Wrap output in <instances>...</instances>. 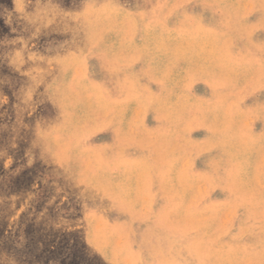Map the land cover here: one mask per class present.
I'll list each match as a JSON object with an SVG mask.
<instances>
[{"label":"rangeland","instance_id":"1","mask_svg":"<svg viewBox=\"0 0 264 264\" xmlns=\"http://www.w3.org/2000/svg\"><path fill=\"white\" fill-rule=\"evenodd\" d=\"M142 1L0 0V264H264V0ZM157 5L161 29L148 25ZM152 31L209 38L217 51L169 87L141 42ZM110 32L118 45L103 40ZM64 72L101 126L83 138L101 151L66 163L54 149L62 138L53 150L50 141L65 135ZM97 160L111 161L114 179L137 178L138 204L94 196L107 191L93 177ZM171 170L188 200L166 188ZM181 200L191 205L183 225L171 221ZM148 231L176 250L172 263Z\"/></svg>","mask_w":264,"mask_h":264},{"label":"bare ground","instance_id":"2","mask_svg":"<svg viewBox=\"0 0 264 264\" xmlns=\"http://www.w3.org/2000/svg\"><path fill=\"white\" fill-rule=\"evenodd\" d=\"M148 2L149 4H151L150 1ZM231 2H233V0H231ZM160 8L161 6L159 5H157L156 7H152L153 9V10L151 9L152 14H150L149 16L150 19L148 21L150 22L148 25H151L156 28L158 27V29H161L159 27H163L165 25L161 17L158 16V10ZM91 23L95 25L94 27L91 28V30L94 31L99 36L97 37L98 40L100 41L103 38L101 28L104 24V15L102 16L97 15L96 19L94 21H91ZM144 34L145 35L143 36L141 42L143 43L145 42L147 45L150 46V48L155 53H157L160 56V64L164 68V74L166 75V80L169 87L175 88L174 86L175 81L180 80V78H184L191 69L192 71L194 70L195 73H198L200 69L204 67H208L209 64L212 63L213 60L212 58H214V54L217 51L215 42L212 39L203 38V37L192 38L190 34L188 35L187 33H181L180 31H178L177 33L176 32L167 33L165 31H152V32H144ZM93 37H95V35H93ZM104 38H107V40L106 39L103 40L107 44H111L112 46L118 45V42L120 41V38L115 36L114 33L112 32L108 33L107 37ZM176 39H180L182 41V46L180 48H174L169 45L170 44L169 40L175 41ZM165 41L167 44L165 43ZM249 56L250 55H248L247 57ZM12 59H9V61H11ZM170 68L172 69L171 72L169 71ZM237 74L241 75L243 73L237 72ZM86 83L87 81H81V84L83 85H89L91 87H94L93 85H91L92 84L91 82H90L91 84L90 83L86 84ZM56 85L58 86V88H60V92L58 93L59 94L58 101L60 105L65 110L68 111V113L66 114L67 117L65 122L58 128L59 133L61 131L65 135L58 136L56 135L55 132L51 133L50 141L52 142L51 144L52 150L53 147H55L56 139L61 137L62 138L61 149L60 150L56 148L54 149L56 150V156L59 157V159H61L65 163L71 160V157L76 155V153L79 151L83 153L88 152L87 155L90 157L97 155L99 151H101V149H97V147L95 148L93 145H89V144L86 145L83 140L84 135H86L89 131H93L101 127L99 124L97 125L94 122H90L89 120L91 119L90 112L87 111L86 109L87 101L82 100V97L79 96L77 92L78 90L77 87H75L77 88V90H75L77 93L72 92L73 81L69 78L68 72H64V75L61 77V80L58 81ZM163 98L165 100L164 103L166 105H169L171 103V100L174 98V95L171 92H168V94H163ZM106 99L108 102L109 100H111L110 98L107 97ZM93 103H100V98L97 100L96 98H94ZM117 116L118 118L116 117L117 118L116 123L113 125L114 127H116L118 133L119 127L125 128L128 125V120H127L128 116L126 115L125 112ZM84 155H86V153H84ZM110 162L111 161H108V163L107 162L103 163V161L100 160L96 161L95 175L93 177L95 178L98 186L102 189L104 188L107 191L102 192L100 194L97 193L94 196L104 197L105 199H107V201H109V203H113V204H118L120 203L121 200L124 199H126L131 206L138 204L137 202L139 201V197L134 192V187L137 185L138 182L137 178L134 175L130 174L128 171V173L125 172L121 177H119L118 180L114 179L108 173L107 166H109ZM250 176H251L250 171L241 172L240 179L242 182H246L248 181V177L250 178ZM163 180L165 182L166 188L170 192L183 197L184 200H188L187 198L189 194L187 190L185 191L186 186L184 185L180 172L176 170L168 171L166 172ZM106 192L108 193L104 196L103 194ZM184 200H181L182 203L178 207H175V209L172 211L173 219L171 220L174 222H178L182 225L184 224L185 213L191 211L190 203H187V201ZM160 222L163 223L162 219H160ZM150 233L151 231L145 232V234L142 235L143 239H149L151 242L158 244L162 252L166 254L165 257H161V258L166 262L172 263L176 255L175 254L176 250H173L174 252L172 251L171 244L165 237L161 239L160 237L158 239H156L157 237L152 238L150 236ZM159 251L160 249L156 248L155 255L159 254ZM196 262H198V264L202 263V261L200 260H196Z\"/></svg>","mask_w":264,"mask_h":264}]
</instances>
